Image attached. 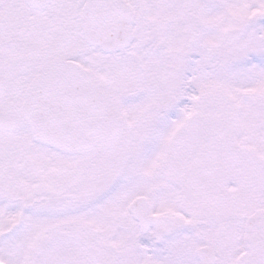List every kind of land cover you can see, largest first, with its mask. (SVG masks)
Segmentation results:
<instances>
[{"label": "snow or ice", "instance_id": "snow-or-ice-1", "mask_svg": "<svg viewBox=\"0 0 264 264\" xmlns=\"http://www.w3.org/2000/svg\"><path fill=\"white\" fill-rule=\"evenodd\" d=\"M0 264H264V0H0Z\"/></svg>", "mask_w": 264, "mask_h": 264}]
</instances>
